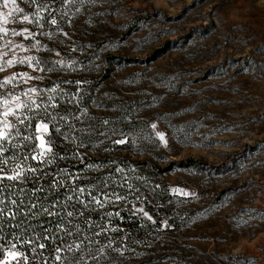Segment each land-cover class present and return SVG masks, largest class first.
I'll return each instance as SVG.
<instances>
[{
  "label": "rangeland",
  "instance_id": "374dc122",
  "mask_svg": "<svg viewBox=\"0 0 264 264\" xmlns=\"http://www.w3.org/2000/svg\"><path fill=\"white\" fill-rule=\"evenodd\" d=\"M17 6L22 11L0 24L8 29L0 33V81L10 78L8 101L14 112H26L22 120L39 107L56 117L36 119L49 125L34 129L36 155L37 135L50 147L63 139L50 125H76L90 135L84 154L108 159L126 175L105 172L125 199L105 188L91 193L102 202L108 194L110 202L96 204L104 214L130 203V217L144 231L121 227L119 238L129 237L135 250L121 249L113 264H264V0ZM0 11L7 12L2 1ZM24 28L34 35H12ZM29 56L35 59L20 62ZM14 96L26 106L15 108ZM12 116H3L6 134Z\"/></svg>",
  "mask_w": 264,
  "mask_h": 264
},
{
  "label": "trees",
  "instance_id": "16d2710c",
  "mask_svg": "<svg viewBox=\"0 0 264 264\" xmlns=\"http://www.w3.org/2000/svg\"><path fill=\"white\" fill-rule=\"evenodd\" d=\"M3 53L0 50V60ZM0 85V112H3V100L8 101L13 92L10 91L11 85L8 82L0 81ZM53 98L59 100L56 96ZM39 108L31 111L32 114L28 113L31 117L24 120L23 124L20 123L21 115H26V112L16 111L8 121V133L0 139V147L4 149L0 151V169L3 170L0 176L6 177L13 175L14 171H23L21 179H0V261L6 259V252L15 251L18 255L8 264L116 263L118 251L115 249L128 252L131 247V252L135 250V245L128 244L129 237L119 238L121 227L134 234L141 235L144 231L138 221L130 217V203L123 210H116L112 216H108L95 202H90V196L98 188L109 189L115 194L123 192L122 187L112 183L106 173L110 172L112 177L121 179L126 175L111 167L108 159L86 156V148H91L90 135L84 129L76 130V125L72 126L74 131L70 127L60 126L59 132L54 128L56 125H50L51 133L61 135L63 139L51 141L54 156H37L33 160L32 155L37 154L35 121L38 118L52 120L51 115H48L51 109ZM2 121L3 116H0V126ZM69 132H73L72 137ZM25 136L30 139L25 140ZM121 163L118 165L122 167L123 160ZM81 188L84 189L83 194L79 193ZM69 196L72 197L71 200L68 199ZM80 200H84L87 206L81 204ZM49 212L54 215H49ZM68 212L73 215L69 217ZM107 219L115 226V231H110L106 226ZM103 243L111 244V252H104L87 261L81 259L89 252L98 254ZM41 244L44 245L43 248L40 247ZM77 244L80 245L79 248L76 247ZM69 248L72 249L71 252ZM57 249L60 251L57 252Z\"/></svg>",
  "mask_w": 264,
  "mask_h": 264
},
{
  "label": "snow or ice",
  "instance_id": "6c2138e0",
  "mask_svg": "<svg viewBox=\"0 0 264 264\" xmlns=\"http://www.w3.org/2000/svg\"><path fill=\"white\" fill-rule=\"evenodd\" d=\"M64 3H68V0H64ZM2 7L3 8H6L7 9V12L0 11V24H7L9 22V17H12L16 13H20L22 11L21 8L17 6V0H2ZM37 15H39V12L37 13ZM28 19H29V17L27 15L22 16V20L23 21H28ZM36 22L37 23H40L39 20H37ZM51 23L53 25H56L57 24L56 19H52L51 20ZM7 31H8V29H6L4 27H0V33H6ZM23 33H27L28 36H33L34 35V33L29 32V30L27 28L22 29V32L21 33H17L15 30L12 31V35H21ZM25 38H27V36ZM37 43H39V42L37 41ZM15 46L16 47H22L21 45H15ZM13 59H16V58L13 57ZM34 59L35 58L34 57H31V56L24 57V58L21 59L20 62L23 63L24 60L32 61ZM12 62H13L12 60L7 61V63L9 65L12 64ZM37 63H40V62L37 61ZM31 66L32 65L29 64V67H31ZM23 75L24 76H27L28 74L27 73H23ZM9 79H10L9 77H5L4 82L7 83L9 81ZM77 83H79V81H77ZM0 87H2V85H0ZM27 91H35V90L34 89H28ZM51 99H52V97L50 96L49 97V100H51ZM13 100L15 101V108H17V109H19L21 107H24L27 104L26 101H20L19 98L18 97H15V96L13 97ZM32 103H36V102L35 101H32ZM3 104L5 105V110L3 112H0V116L7 117L10 114L15 115V112L13 111V106H12V104L9 103V101L3 100ZM53 107H55V105H53ZM27 119H28V117H25V120H27ZM55 119H56V117L55 116H52V121H55ZM20 123L23 124L24 123V120H21ZM5 126H7V125H5ZM152 127L155 128L156 125L153 124ZM35 128H36V132L37 133L47 132L48 131V128H49V125L47 123L40 122V120H37L36 121V124H35ZM56 131L59 132L60 130L59 129H56ZM17 134L19 135V133H17ZM5 135H6V133H4V131L2 129H0V139H3L5 137ZM156 135L163 142V140H164V133L163 132H157ZM24 139L25 140H28V139H30V137L29 136H25ZM36 139L37 140H40V143L37 145V148L40 150L39 151V157L40 158H43L46 155H52V156L55 155V153L52 152L51 147L50 146H46L45 141L41 140L40 135H37L36 136ZM116 143H124V141L123 140H119V141H116ZM47 144L50 145L51 144V141H48ZM3 150L4 149L2 147H0V151H3ZM31 158L33 160H36L38 157H37L36 154H33ZM25 159H27V157H25ZM49 162H51V161L49 160ZM29 171H33L34 172V171H36V169H29ZM118 171H119V169H118ZM0 172H3V170L0 169ZM22 176H23V171L21 170V171H14V174L13 175H8L6 177L0 176V179L6 178L8 180H18V179H21ZM73 179H76V178L73 177ZM60 183L62 184L63 181H60ZM128 187L131 188L132 185H128ZM173 191H179V190L178 189H173ZM83 192H84V189L83 188L79 189V193L80 194H83ZM104 195L106 197L105 201L102 202L101 200H99L97 198L96 195H91L90 196V202H95L98 206L103 207L104 206V203L110 202L107 199L108 194L107 193H104ZM112 195L115 196V199L117 201H120V200L125 199L124 197L119 196V195H116L115 193H112ZM184 195H188V193H184ZM68 199L71 200L72 197L69 196ZM77 199H79V197H77ZM79 202L81 204L87 206V204H85V201L84 200H80ZM54 206L55 205H53V207ZM137 211L143 212V215L145 217H147L149 220L152 219V217L149 216V214L147 212L143 211V209H137ZM49 215H54V213L49 212ZM67 215L69 217H71L73 215V213L72 212H68ZM107 215L108 216H112L113 213L109 212V213H107ZM89 222L91 223V221H89ZM58 227H61L62 228L63 226L62 225H58ZM101 231H103V229H101ZM69 234H71V233H69ZM97 235H99V233ZM40 247L43 248L44 245L41 244ZM76 247L79 248L80 245L77 244ZM68 250L70 252L72 251L71 248H69ZM59 251H60V249H57V252H59ZM99 251H100V253H103L105 250H104V248H101ZM115 251H120V249H115ZM17 255H18V253H16L15 251L6 252L5 253L6 259H5V261H0V264H7V257L11 256V257L15 258ZM19 255H22V254H19ZM81 259H83V257H81ZM76 264H79V262H76Z\"/></svg>",
  "mask_w": 264,
  "mask_h": 264
}]
</instances>
